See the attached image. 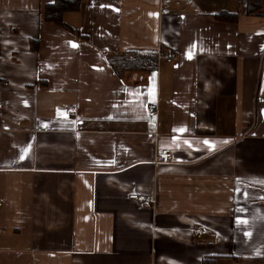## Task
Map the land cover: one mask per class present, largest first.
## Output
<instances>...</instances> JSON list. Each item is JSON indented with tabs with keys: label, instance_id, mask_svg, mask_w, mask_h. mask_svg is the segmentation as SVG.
Listing matches in <instances>:
<instances>
[{
	"label": "crops",
	"instance_id": "0c3cea01",
	"mask_svg": "<svg viewBox=\"0 0 264 264\" xmlns=\"http://www.w3.org/2000/svg\"><path fill=\"white\" fill-rule=\"evenodd\" d=\"M248 1L82 0L62 25L54 0H0V264H264V15ZM137 53L156 69L118 75L110 61Z\"/></svg>",
	"mask_w": 264,
	"mask_h": 264
},
{
	"label": "trees",
	"instance_id": "16d2710c",
	"mask_svg": "<svg viewBox=\"0 0 264 264\" xmlns=\"http://www.w3.org/2000/svg\"><path fill=\"white\" fill-rule=\"evenodd\" d=\"M82 0H54L53 3L48 4L45 9L44 18L47 21L63 23V15L68 11H78L81 8ZM247 11L249 14L254 13L258 15H264V11L256 5L253 0L248 1ZM214 17L221 21L226 22H238V14L227 11H220L213 14ZM35 43V41H34ZM34 44V48H35ZM164 51V49H163ZM162 51V53H163ZM112 67L115 69L118 75H122L125 70L136 69H156L158 65V53L141 54L137 53L132 57L119 56L110 61Z\"/></svg>",
	"mask_w": 264,
	"mask_h": 264
},
{
	"label": "built area",
	"instance_id": "2783aa9c",
	"mask_svg": "<svg viewBox=\"0 0 264 264\" xmlns=\"http://www.w3.org/2000/svg\"><path fill=\"white\" fill-rule=\"evenodd\" d=\"M161 55L163 58L166 59L167 62H174V61H176V59L178 57L177 53L170 47L167 48L166 51ZM0 107H2V104H0ZM148 109L151 112H154L157 109V105L153 102H150L148 104ZM65 112L67 115H73V114L78 112V107L75 105L69 106L66 108ZM171 158H172L171 149H169V148L157 149L156 154H155V159L157 161L167 162V161H170ZM129 196H130V198L138 201L140 203V205H142L144 207H155V198L152 195L140 194V193H131ZM1 205H2V203H0V206ZM195 231L198 235H201V234L206 232L204 227H200V228L196 229Z\"/></svg>",
	"mask_w": 264,
	"mask_h": 264
},
{
	"label": "snow or ice",
	"instance_id": "6c2138e0",
	"mask_svg": "<svg viewBox=\"0 0 264 264\" xmlns=\"http://www.w3.org/2000/svg\"><path fill=\"white\" fill-rule=\"evenodd\" d=\"M72 46H73V47H76L77 45L73 44ZM204 143L208 144L209 142H208V141H205ZM210 147H212V145H210ZM21 159H24V156H21ZM237 223H238V224H239V223H244V224H246L247 221H241V220H238Z\"/></svg>",
	"mask_w": 264,
	"mask_h": 264
}]
</instances>
